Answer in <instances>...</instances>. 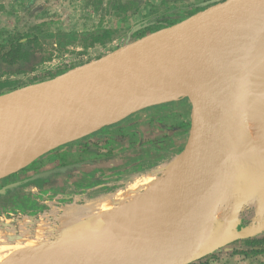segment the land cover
Here are the masks:
<instances>
[{"label":"water","instance_id":"1","mask_svg":"<svg viewBox=\"0 0 264 264\" xmlns=\"http://www.w3.org/2000/svg\"><path fill=\"white\" fill-rule=\"evenodd\" d=\"M257 54H264V0H224L51 79L1 94L31 92L21 106L0 117V165L10 154L45 136L55 137L57 142L39 156L181 96L152 90L155 94L113 98L111 92L117 88L143 90L149 81L155 89L166 74L181 73L188 84L184 95L192 103L191 133L180 154L182 166L175 179L178 195L168 224L158 225L150 233L130 230L123 237L106 238L94 244L91 255L80 251L84 239L77 244L74 239L59 242L54 247L56 258L42 256V252L33 256L32 251L28 253L32 258L24 262L189 264L264 231V221L238 231L240 213L235 219L222 220L206 235L237 161L238 138L229 139L226 149L224 129L214 119L230 111L239 84L249 74L246 64ZM93 98L102 104L96 106ZM87 122L94 123L87 134L69 137L59 132L60 124L82 126ZM3 191L1 188L0 193ZM200 244L204 251L188 257Z\"/></svg>","mask_w":264,"mask_h":264},{"label":"rangeland","instance_id":"2","mask_svg":"<svg viewBox=\"0 0 264 264\" xmlns=\"http://www.w3.org/2000/svg\"><path fill=\"white\" fill-rule=\"evenodd\" d=\"M222 1L224 0H0V43H4L12 37L24 36L29 33L75 32L82 34L100 28L116 30L114 38L104 44L91 45L80 38L79 41L67 46L64 50L57 48L56 38H41L40 43L43 46L55 49V54L50 60L39 65L35 71L10 75L11 78L17 79L18 88H24L96 60L148 33L169 26L173 22L181 21ZM259 67L257 70L260 73L255 70L257 75L254 73V78H251L250 73V76L248 74L249 79L246 77L248 81L245 79V93L243 95L246 99L241 95L248 102V105H246L247 127L245 133L247 140L244 139V144H250V146L248 150L246 149V153L249 152L247 154L249 158L245 155L246 153L243 154L244 157H236L235 173L236 176L238 174L242 177L244 174V178L247 176L245 172L247 169L250 171L249 168L252 166L255 168L258 162L260 164L264 163V148L256 146V135L254 134L257 131L259 132L260 127L264 124V64ZM191 126L192 103L188 95H181L173 101L144 108L85 136L94 137L98 135L105 138L103 140H107L104 146H100V148L105 149L103 151L104 156L74 153L76 146L73 143H76L77 140L55 148L59 153L60 150H72L68 159L64 160L65 163L75 162L81 157L83 160H91L93 165L91 169L77 171L76 173L72 172L70 175L66 174L64 178L65 185L60 190H57L54 186L53 189H44L40 193L35 184L24 186V182H20V178L14 175L17 173L23 176L25 172H28L29 177L33 178L38 173H44V169L51 168L49 163L52 162L50 161L59 156L56 153L55 155L52 154L51 157H45V162L44 156L39 160L42 157L41 155L32 162L1 175L0 189L4 188L6 190L9 186L17 192L26 193L29 202L26 203L25 210L0 213V254L5 253V247L2 244L5 239L13 247L18 246V242L23 241V237L32 238L34 241L33 238L37 235L36 233H39L36 223L41 218H44V221L54 227L52 228L53 237L51 236L54 241L56 233L54 229L58 228L57 224L73 211L65 212L63 211L64 207L85 206L92 197L95 200V197L102 194L115 198L114 201L107 204L108 211L106 212H115V215L109 213V216L111 215L113 218L111 224L96 225L97 230L102 231L101 233L109 238L112 236L110 235L111 232L116 233V231H119L120 233L129 228L131 224L126 222L127 219L125 220L122 215L125 214V209L129 207L128 211L131 209L133 201L135 202L144 195L142 189L126 192V185H128V182H132L129 179L136 177L141 172L162 165L171 157L181 154L189 140ZM80 139L78 140L81 141ZM256 149L257 151L253 155ZM260 154L262 157H260ZM98 158L108 159L104 162L95 161ZM242 166L243 168H241ZM241 170L242 172H240ZM153 174L151 176H157L156 173ZM236 176L231 180L234 188L236 186ZM239 178L237 177L238 181ZM242 180L240 178V181ZM241 184V182L238 183V186H241ZM137 193L138 195H135ZM125 196L130 197L126 198ZM112 202L114 203L112 204ZM124 204L128 208H122ZM230 205H233L236 216H232V212H229L231 216H228L227 220L235 219L241 213L240 223L236 227L238 231L264 221L263 217L260 218H263V220L256 218V208L251 203L242 205L232 200ZM259 210L264 211V207L260 206ZM225 218L224 216L221 219L218 215H215L213 219L214 226L216 227L222 220H226ZM26 220H30L33 225L23 228V223ZM97 223L99 222L97 221ZM44 231L41 230V232ZM254 238H264V231L253 237L233 242L191 263L264 264V252L244 253L245 251L264 248V245L247 243L246 240ZM102 241L101 239L100 242ZM40 244L44 246V241Z\"/></svg>","mask_w":264,"mask_h":264},{"label":"bare ground","instance_id":"3","mask_svg":"<svg viewBox=\"0 0 264 264\" xmlns=\"http://www.w3.org/2000/svg\"><path fill=\"white\" fill-rule=\"evenodd\" d=\"M263 64H264V54L263 55L257 54L255 57L253 56L251 60L246 64V67H248L247 74L249 73L250 76L251 73L252 75L251 78H252L253 75L256 74L255 70L260 73V71L257 69L259 66ZM246 77L248 78V76H245L244 80L242 79L241 83L239 84L235 92L236 93L235 101L230 111L222 118L214 119V124L217 125V127H221L224 129L226 135V141L224 143V147L226 149L228 146L229 139L238 138V141L240 143L238 142L239 145H236V155H238L237 157L239 156L244 157L245 155L247 156L249 152L248 153L246 152L250 146V144L247 145L244 144V139L247 140V136H245V133L247 127L246 105H248V102L245 101L246 98L244 97L245 95H243L245 93L244 92L245 82L248 81ZM146 86H147L146 89L143 90L137 89L136 91H129L128 89L117 88L111 92V94L113 95L111 96L113 98L120 99V98H128L131 95H137L139 93L155 94L151 92L152 90L154 92L160 93L161 95L179 96L188 93V84L181 73L166 74L165 76L162 77V80L160 79L157 85H155L156 86L155 89L150 88L151 86L149 81L147 82ZM30 94L31 92L29 91H20V92H14L11 94L0 96V112H1L0 117L5 115L11 109L21 106L28 99ZM241 95H243L245 99ZM237 97H238V101L240 100L239 102L236 101ZM91 102H93L96 106L102 104V102L98 100V98H93ZM93 127H94V123L92 122H87L82 126L76 124H70V123L60 124L59 132L63 131V133H65L69 137H76L91 132ZM260 128H261L260 130L258 129L259 132L257 131L254 133L256 135L255 136L256 146L259 148H264V124ZM56 142L57 139L55 137L45 136L44 138H40L39 140L34 142L30 147H26L20 151L10 154L4 160V163L0 165V175H4L10 171L16 170L32 162L40 154L44 153L45 151L55 146ZM256 151L257 149L254 151L253 155L256 153ZM251 157L253 158V156ZM260 157H262V155ZM247 158L249 157L247 156ZM181 166H182V156L179 154L166 160V162L163 163L162 165H158L151 170L141 172L136 177L129 179L132 182H128V185H126L127 186L126 192L135 191V189L139 191V189H142L144 195L142 194L143 195L142 197L135 200V202L133 201V205H131V209L129 211L128 209L130 207L128 208L127 206H125L126 204H124L122 208L127 207L128 209H125L124 212L125 214L122 215V217L125 220L127 219L126 222L130 223L131 225L129 228L125 229L120 233L119 231L116 230H115L116 233L111 232L110 235L112 236L110 238L117 236L123 237L130 230H137L143 233H150L156 226L158 225L165 226L170 222V220L173 217V213H172L173 205L175 204L178 195L175 179H176V175L181 169ZM241 168H243V166ZM249 169L250 171L248 169L245 171L247 173L246 178H244V174L243 177L239 176L238 174L236 176L235 172L234 174H232L228 182V185L226 187V190L222 196L220 204L216 210V215H218L219 218L223 219L225 216L226 217L225 219L227 220L228 216L231 215L234 217L236 216L233 205H230L233 200L235 201V203H239L242 205L251 203L256 208L255 209L257 215L256 218L259 220H263L264 211H260L259 208L260 206L264 207V163L260 164L258 162V165H256L255 168H253L252 166ZM240 172H242V170ZM153 173L157 174V176H155L156 178L151 176ZM235 176H236V186L234 188L233 185L231 184V180ZM237 177H240L241 180L242 178H244V180H242L243 182L240 181V178L238 181ZM240 182L242 184L241 186H238V183L240 184ZM135 195H138V193ZM125 197L127 198L130 196H125ZM114 200H115L114 197L102 194L98 197H95V200L94 197H92L89 203L85 206L73 205V206L64 207L63 211L65 212L69 210H73V211L69 213L70 214L69 216H65L64 218H62L59 221V224H57L58 228L56 227L54 229L56 230L54 241L52 240L53 237L52 228L54 227H51L49 223L44 221L45 220L44 218H41L40 221L36 223L38 225L37 230L39 233H36L37 235L33 238L35 242L32 240V238L23 237V241L21 240L20 243L18 242L17 244L18 246L13 247L11 243H8V241H6V239L2 241V244L5 247L4 249L5 253L0 254V264H10V263L26 264L24 261H27L30 258H32L30 257V254H28L29 253L28 251L31 252L33 251V253L35 254V255L31 254L33 256H36V253L38 252L39 253L42 252L41 253L42 256L46 254L47 258L50 257L56 258L54 247L57 249L56 246L57 245L59 246L60 243L69 240L73 241V239L77 244L78 242H80V238L86 240L85 245L80 247V251L84 254L91 255L93 253L92 251L94 244L100 243L101 239L103 241L106 240L107 236L102 234L101 233L102 231H98L96 225L101 226L102 224H106V225L111 224L113 218L111 215L109 216V213L115 215V212H109V213L106 212L108 211L107 204L110 201H114ZM113 203L114 202H112V204ZM229 212H232V214L229 215ZM261 217L263 218L260 219ZM97 221L99 223H97ZM213 222L210 223L208 231H206L207 232L206 235L210 233V231L214 228ZM30 225L33 224H31L30 220H26L23 223V228L28 227ZM41 230L43 231L45 230V231L41 232ZM43 235L44 238L42 239ZM17 240L19 239L17 238ZM43 241H44V246L40 244ZM16 249L17 251H15ZM203 251H204V245L200 244L189 253L188 257H193L197 254L202 253ZM19 252H23V253H19ZM20 257L23 259V261H21L22 259H20Z\"/></svg>","mask_w":264,"mask_h":264},{"label":"trees","instance_id":"4","mask_svg":"<svg viewBox=\"0 0 264 264\" xmlns=\"http://www.w3.org/2000/svg\"><path fill=\"white\" fill-rule=\"evenodd\" d=\"M115 35L116 30L114 29L100 28L82 34L75 32L29 33L24 36L12 37L6 42L0 43V95L18 88L17 79L11 78L10 75L35 71L39 65L53 57L55 49L43 46L40 43L41 38H56L57 48L59 50H64L67 46L79 41L80 38L86 43L94 45L96 43L104 44L106 41L113 39ZM73 144H75L76 147L78 146V143ZM92 144L95 145L94 143ZM85 151L89 152L90 150L86 147ZM55 153H59V151L53 149L50 153L44 154V162L45 157H49ZM64 160L65 156H63L61 160H56L51 168L44 169V173H38V175L33 178L29 177L28 172H25L20 178V182H24V186L33 183L40 191H44V189H53L54 186L57 190H60L65 185L64 178L66 173L78 171L82 168H89V165H85L87 161L85 162L82 160L65 163ZM14 175H17V173ZM43 180L44 182H42ZM28 202L29 198L26 193L22 194L7 186L6 190L0 193V213L25 210L27 206L26 203ZM246 241L252 245H264V238H254ZM259 252H264V248L248 252L245 251L244 253Z\"/></svg>","mask_w":264,"mask_h":264},{"label":"flooded vegetation","instance_id":"5","mask_svg":"<svg viewBox=\"0 0 264 264\" xmlns=\"http://www.w3.org/2000/svg\"><path fill=\"white\" fill-rule=\"evenodd\" d=\"M84 138L80 139L81 141H79V140L75 141L76 143H78L77 144L78 146L74 148V151H73L74 153H78V154H81V155L82 154H99V155H103V156L105 155V153L103 152V151H105V149L100 148V146H104L106 144L107 140H103L105 138L99 137L98 135L94 136V137L93 136H88L85 139ZM92 143H94L95 145H93ZM86 147H88V149L90 150L89 152L85 151ZM94 149H96V150H94ZM71 151L72 150L69 151V149H67V150H60V153H56V155H59V156L57 158L53 159L52 161H50V162H52V163H49V164H51V167L55 163L56 160H61V158L63 156H65V159H68L69 155L71 154ZM49 157H51V156H49ZM101 159H104V160H101ZM106 159H108V158H98L95 161L104 162V161H107ZM82 160L83 159L81 157H79V159L76 160V161H82ZM83 161L86 162L87 160H83ZM85 165H89L88 169L93 168L91 160L87 161V163H85ZM85 170H86L85 168H82L81 170H78V172L85 171ZM72 172H74V171H72ZM72 172H68V174H70ZM16 176L18 178L22 177V175H19V174H17ZM35 187L41 193L40 189H38L37 186H35Z\"/></svg>","mask_w":264,"mask_h":264},{"label":"crops","instance_id":"6","mask_svg":"<svg viewBox=\"0 0 264 264\" xmlns=\"http://www.w3.org/2000/svg\"><path fill=\"white\" fill-rule=\"evenodd\" d=\"M42 156H44V155H42ZM42 158H43V157H41L39 160H41ZM76 172H77V171H74L73 173H76ZM66 174H68V173H66ZM66 174H65V175H66ZM69 175H70V174H69ZM69 175H68V176H69Z\"/></svg>","mask_w":264,"mask_h":264}]
</instances>
